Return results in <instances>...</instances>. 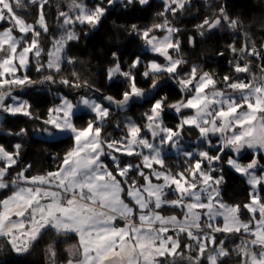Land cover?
I'll return each instance as SVG.
<instances>
[{
  "label": "snow or ice",
  "instance_id": "snow-or-ice-1",
  "mask_svg": "<svg viewBox=\"0 0 264 264\" xmlns=\"http://www.w3.org/2000/svg\"><path fill=\"white\" fill-rule=\"evenodd\" d=\"M48 2L0 0V124L4 117H25L36 122L32 137L44 136L45 142L67 137L72 147L55 171L28 175L32 166L27 165L13 175L23 144L9 148L0 143V191L8 193L0 198V245L24 256L51 232L65 243L77 241L65 264H226L232 255L237 264H264V174L256 171L264 159V66L260 76L251 69L253 61H264V47L257 49L247 39L239 48L229 44L234 60L247 61L233 65L235 73L247 74L235 80L226 75L218 81L201 72L199 64L185 67L180 29L168 17H176L191 0H163L161 22L146 29L131 26L155 58L145 62L137 55L125 65L113 52L106 76L124 90L119 98L98 97L75 71V79L57 81L63 68L74 63L68 45L79 40L80 29L96 28L109 8L144 6L149 0H98L93 7L85 0H68L67 10L58 12L60 34L45 50L40 37L49 33ZM33 15L35 21L29 23ZM239 27L221 6L197 30L203 37ZM188 42L195 46L193 37ZM32 66L41 73L37 80L29 75ZM149 81L147 91L139 86ZM57 83L82 91L75 97L58 92L59 102L43 116L14 94L37 85L51 90ZM172 83L179 86L181 98L169 104L165 89ZM145 104L150 107L139 121L129 115ZM167 110L177 116L173 127L165 124ZM117 115L122 117L114 125L119 138L106 133ZM0 135L23 138L29 130ZM245 150L253 154L246 164L241 162ZM171 159L176 163L170 165ZM225 164L250 186L243 206L222 198ZM242 208L247 221L241 219ZM165 209L175 211L165 215ZM217 234L240 242L229 249ZM46 255L48 264H59L53 245Z\"/></svg>",
  "mask_w": 264,
  "mask_h": 264
},
{
  "label": "trees",
  "instance_id": "trees-1",
  "mask_svg": "<svg viewBox=\"0 0 264 264\" xmlns=\"http://www.w3.org/2000/svg\"><path fill=\"white\" fill-rule=\"evenodd\" d=\"M63 2L64 0H49L45 6L49 33L40 37L41 46L45 50L51 47L52 38L60 34V21L57 17L59 10L64 9V7H61ZM85 2L88 5H95L94 2L98 1L85 0ZM104 6H107V4L105 3ZM221 6H225V11L232 19L238 20L240 27L235 32L227 28H221L212 34L206 33L205 36L201 37L197 25L206 16L216 13ZM163 7V1L153 0L144 6L134 4L125 9L117 4L109 8L96 28L84 27L80 29L78 31L79 40L68 45L67 56L72 57L74 63L63 68L62 73L56 77L57 81L61 78L75 79L72 76V72L75 71L81 84L87 82L94 89L96 96L112 95L119 98L118 93L124 90L123 85L118 86V81L109 82L106 76V70L113 62L112 53L115 52L125 65L129 64L137 55L141 56L145 62L155 58L153 54L144 50L143 41L132 31L131 26L135 24L139 29H146L155 23L161 22L163 17L159 13L163 10ZM30 11L34 13L35 9ZM35 18V15L29 17L31 20ZM168 19L180 29L179 39L182 42V57L188 61V65L185 67L199 64L201 72H209L218 81H222L226 75L231 76L234 80L247 75L234 72L233 65L236 62L246 63L247 61L234 60L229 44H234L239 48L247 39L257 49L264 47V0H191L190 6L186 5L185 10L178 12L176 17L169 16ZM245 33L248 34L247 37H245ZM190 37L195 39V46L188 42ZM220 53H223V55H220ZM262 66H264V61L260 63L253 61L251 64L253 74L256 76L262 75ZM29 75L33 80H37L41 73L36 72L35 67L32 66ZM138 79L142 80L143 78ZM163 79H167V77H163ZM150 83L151 81L147 84L140 83L139 86L148 89ZM50 89L48 85H45L40 89L30 91L24 96L30 101L31 110L35 115L43 116L49 108L57 104L59 102L56 96L58 92L75 97L82 91V89L64 87L59 83L50 86ZM165 92L169 97V104L175 103L181 98L179 88L172 84L165 89ZM149 107L148 104L143 107H134L129 115L139 121L141 114ZM77 115L86 118V113ZM118 117L119 115L111 121L112 126L106 129V133H112L117 138H119V132L115 130L114 125ZM177 122L175 112L167 110L165 124L173 127ZM34 123L36 122L18 116L5 117L3 123L0 124V132L9 130L15 132L25 127L29 130V135L23 138L0 135V143L6 147L10 148L16 142L23 144L19 164L16 169H13V175L27 165L32 166L28 170V175L46 174L48 171H55L64 154L72 147V142L67 137L59 138L55 142H45L46 138L43 137H32ZM76 123L80 126L84 123V120H77ZM252 156V153L241 155L243 161H250ZM260 161L262 163L263 159ZM168 163L172 165L176 161L171 159ZM223 176L224 181L221 185V191L224 202L233 206H243L248 203L250 186L245 179L226 164ZM7 194V192L0 191V198ZM241 214L245 215L243 208ZM217 238L225 240L226 247L229 249H234L240 242L234 236L223 234H217ZM64 240L65 238L57 237L50 232L38 239L30 254L24 256H18L10 248L0 245V264H48L46 251L49 245L55 247L59 264H64L66 258L70 255L68 247L77 242L76 239H69L67 243ZM57 241L59 242L57 243ZM226 264H237V257L232 255L226 258Z\"/></svg>",
  "mask_w": 264,
  "mask_h": 264
},
{
  "label": "rangeland",
  "instance_id": "rangeland-1",
  "mask_svg": "<svg viewBox=\"0 0 264 264\" xmlns=\"http://www.w3.org/2000/svg\"><path fill=\"white\" fill-rule=\"evenodd\" d=\"M94 1H96V0H94ZM98 1V0H97ZM151 1H153V0H149V2H151ZM161 1H163V0H161ZM205 1H209V0H205ZM95 3H97V2H94V4ZM68 4V0H64V2L61 4V7H64V9L65 10H67V8H66V5ZM89 7H93L94 5H88ZM105 7H107V6H105ZM35 21V19L34 20H31V19H29L28 18V22L29 23H33ZM145 50V49H144ZM59 94H61V95H66V94H64V93H59ZM56 96H57V94H56ZM24 99H27V98H25L24 96H22ZM77 114H79V113H77ZM5 118V117H4ZM3 118V119H4ZM118 119H122V117L121 116H119L118 117ZM40 137H43V138H46V137H44V136H40ZM60 138H62V137H60ZM189 138V137H188ZM47 139V138H46ZM190 139V138H189ZM214 139V138H213ZM215 140H216V138H215ZM247 153H252L250 150H245V151H243L242 153H241V155L242 154H247ZM241 162L242 163H244V164H246V163H248L249 161H243V160H241ZM260 164H261V169H257L256 171H257V174L258 175H260V174H264V171H262V169H264V159H263V161H262V163H261V161H260ZM244 179H245V181H246V178L245 177H243ZM174 211L175 210H173V209H165L164 210V214L165 215H170V214H173L174 213ZM249 217H248V214H247V212H246V210H245V215H242L241 214V219L242 220H245V221H247V219H248ZM71 246H69L68 247V249L70 248ZM48 249V248H47Z\"/></svg>",
  "mask_w": 264,
  "mask_h": 264
},
{
  "label": "water",
  "instance_id": "water-1",
  "mask_svg": "<svg viewBox=\"0 0 264 264\" xmlns=\"http://www.w3.org/2000/svg\"><path fill=\"white\" fill-rule=\"evenodd\" d=\"M217 30H219V29H217ZM217 30H214V32L215 31H217ZM192 45V44H191ZM193 46V45H192ZM172 85H174V86H176L177 88H179V86L177 85V84H175V83H172ZM51 86H53V85H51ZM42 87H44V86H39V85H37L35 88H33V89H31V90H25L24 92H20V90H16V93H14V94H19V95H21V96H25L27 93H29L30 91H32V90H35V89H40V88H42ZM146 91L148 90V89H145Z\"/></svg>",
  "mask_w": 264,
  "mask_h": 264
},
{
  "label": "crops",
  "instance_id": "crops-1",
  "mask_svg": "<svg viewBox=\"0 0 264 264\" xmlns=\"http://www.w3.org/2000/svg\"><path fill=\"white\" fill-rule=\"evenodd\" d=\"M65 264V263H64Z\"/></svg>",
  "mask_w": 264,
  "mask_h": 264
}]
</instances>
